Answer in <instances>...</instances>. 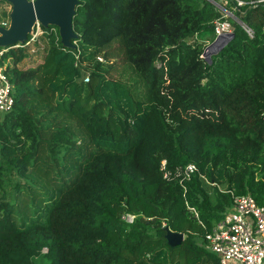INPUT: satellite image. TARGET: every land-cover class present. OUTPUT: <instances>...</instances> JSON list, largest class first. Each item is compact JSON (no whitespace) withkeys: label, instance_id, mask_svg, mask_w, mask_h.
Listing matches in <instances>:
<instances>
[{"label":"trees","instance_id":"obj_1","mask_svg":"<svg viewBox=\"0 0 264 264\" xmlns=\"http://www.w3.org/2000/svg\"><path fill=\"white\" fill-rule=\"evenodd\" d=\"M228 13L234 37L203 58ZM73 29L0 47V264H219L206 235L229 191L264 205V2L79 0ZM163 160L199 171L181 184Z\"/></svg>","mask_w":264,"mask_h":264},{"label":"built area","instance_id":"obj_2","mask_svg":"<svg viewBox=\"0 0 264 264\" xmlns=\"http://www.w3.org/2000/svg\"><path fill=\"white\" fill-rule=\"evenodd\" d=\"M35 1V0H31ZM264 2V0H258ZM243 4L242 1L239 2ZM225 15V19L217 20L215 26L216 37L233 32L232 23ZM6 24V23H5ZM243 27L253 36V30L243 24ZM43 33V24L36 20L33 25L31 42L37 41ZM28 40V39H27ZM203 58H206L203 55ZM103 61L102 57H99ZM8 65L0 63V115L13 110L16 97L15 88L7 73ZM84 80H90L87 75ZM161 169L164 178L178 180L181 184L189 181L199 169L196 164L189 163L169 170L167 161L163 160ZM204 177V176H203ZM231 192L233 205L213 228L207 233V248L216 254L219 264H264V205L257 202L250 194H235ZM136 216L127 213L123 219L132 223Z\"/></svg>","mask_w":264,"mask_h":264},{"label":"water","instance_id":"obj_3","mask_svg":"<svg viewBox=\"0 0 264 264\" xmlns=\"http://www.w3.org/2000/svg\"><path fill=\"white\" fill-rule=\"evenodd\" d=\"M15 7L11 32L5 31L0 35L1 46H14L26 41L32 33L36 20L44 26L56 25L60 29L62 42L66 46L72 45V39L77 37L73 29V17L79 0H8ZM234 33L217 36L210 47L205 50L206 59L218 53L232 38ZM167 240L170 246L181 245L185 235L174 232L167 227Z\"/></svg>","mask_w":264,"mask_h":264},{"label":"rangeland","instance_id":"obj_4","mask_svg":"<svg viewBox=\"0 0 264 264\" xmlns=\"http://www.w3.org/2000/svg\"><path fill=\"white\" fill-rule=\"evenodd\" d=\"M4 11H7L10 13L11 15V18L10 20H7V19H3V12ZM14 11H15V7L12 3H4V4H0V35H3L5 31L7 32H11V29H12V21H13V17H14ZM229 16H231V14L228 13ZM6 23V24H5ZM44 26V25H43ZM213 41H209L207 43V46L205 48V50L210 47V45L212 44ZM41 47H44L45 43L42 41L40 44H39ZM37 46L36 44H32L31 45V58L29 57L28 59H26L24 61V65L29 67V66H32L34 64L37 63V61L40 60V56L36 55V51H37ZM34 50V51H33ZM205 54V53H204ZM203 54V55H204ZM205 56V55H204ZM206 57V56H205ZM6 65H13V60L12 59H8L6 60V62H4ZM208 191L212 197V199L214 200L215 199V194H214V188L212 186H209L208 185ZM221 190H226L227 187L226 186H220Z\"/></svg>","mask_w":264,"mask_h":264}]
</instances>
